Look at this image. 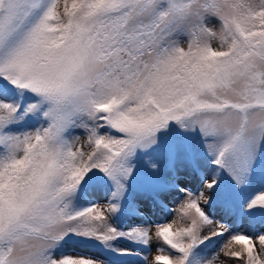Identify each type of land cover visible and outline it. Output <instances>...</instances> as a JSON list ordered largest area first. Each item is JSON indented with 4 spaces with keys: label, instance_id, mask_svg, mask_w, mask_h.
Masks as SVG:
<instances>
[{
    "label": "snow or ice",
    "instance_id": "snow-or-ice-1",
    "mask_svg": "<svg viewBox=\"0 0 264 264\" xmlns=\"http://www.w3.org/2000/svg\"><path fill=\"white\" fill-rule=\"evenodd\" d=\"M133 257L264 264V0H0V264Z\"/></svg>",
    "mask_w": 264,
    "mask_h": 264
},
{
    "label": "rangeland",
    "instance_id": "rangeland-1",
    "mask_svg": "<svg viewBox=\"0 0 264 264\" xmlns=\"http://www.w3.org/2000/svg\"><path fill=\"white\" fill-rule=\"evenodd\" d=\"M214 46L215 42H214ZM74 135L79 136L81 138V141L85 138V133L82 129H77L74 132ZM197 147H199V141L197 140ZM200 156L201 159L207 163V157L203 155L202 149L200 150ZM203 175V173H201ZM95 176L99 179V183L93 188L89 187L86 189V194L81 196V199L78 201V206H86L87 203L91 201H99L101 204H103V199L106 197L109 193L110 184L106 177H104L103 173H100L99 171L95 172ZM181 180L182 182L189 184L193 187H198L200 185V176H194L191 173L187 172L184 169H181ZM228 184L227 177L224 178L221 184V188L217 189L218 195L223 198L224 195H226V192L224 191L225 186ZM250 192L254 193L256 191L255 188L249 189ZM180 199V197H171L170 202L165 208L157 209L147 198L146 195H137L136 192V186L135 181L133 182V190L130 192L128 197V202L125 204L124 211L116 218L119 222V225L122 228H127L130 226H139L140 224H143L147 221L153 222V231H155V224L163 222L165 220H172L174 217L170 215L168 212V208H174L176 205V202ZM135 200L137 203L140 204V206L143 208V210L146 213H150V215L145 214L142 217L138 215H132L130 214L128 210V204L129 202H132ZM212 211L217 215H221L216 209L215 206H213ZM178 220V217L176 218ZM227 220V217H225ZM241 227L240 222L238 221L235 225V229H239ZM244 227H248L247 225H244ZM65 251L68 252H74L79 251V249H75L74 245L70 243L68 247L65 249ZM152 255H155V252L152 253ZM125 264H139V261H136V259L133 257L130 260L126 261Z\"/></svg>",
    "mask_w": 264,
    "mask_h": 264
}]
</instances>
